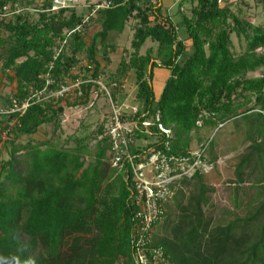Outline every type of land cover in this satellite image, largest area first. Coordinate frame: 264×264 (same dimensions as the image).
<instances>
[{
  "label": "trees",
  "instance_id": "1",
  "mask_svg": "<svg viewBox=\"0 0 264 264\" xmlns=\"http://www.w3.org/2000/svg\"><path fill=\"white\" fill-rule=\"evenodd\" d=\"M185 1L194 5L190 17L182 19L183 39L178 26L161 14L160 0H99L98 4L106 2L108 7L99 11L101 29L88 44L83 33L65 35L81 22L75 8L40 13L37 19L29 13L0 19V70L11 72L9 80L15 83V94L0 108L5 113L0 114V146L11 145L9 159L0 160V264H137L131 173L127 162L121 167L109 162L110 142L103 136L106 119L96 133L89 163L86 137L75 139L72 148L56 147L50 141L16 145L19 138L35 135L42 126L53 125V133L60 132L65 107L90 103L103 76L98 44L107 61L108 53L114 51L110 36L122 34L129 21H133L129 60H121L116 76L104 81L111 98L124 103L121 77L132 71L140 103L134 120L138 125L145 120L153 123L147 133L139 129L130 136L132 158L137 161L139 154L151 149L188 157L193 132L239 119L253 122L256 136L249 135L250 153L236 167V183L245 182L242 167L255 153L259 156L257 183H264V123H256L250 115L258 108L255 118H264V30L235 15L233 0L222 6L217 0ZM35 2L0 0V9L13 4L29 8ZM51 2L44 0L41 9ZM2 32L7 35L1 36ZM232 33L246 39L242 54L231 51ZM64 39L63 48L54 51L57 41ZM185 39L191 44L185 45ZM148 40L157 47L141 54ZM82 53L85 66H80ZM77 66L86 73L80 79L72 75ZM156 68L169 72L158 99L152 83ZM259 69L263 70L260 77L248 78ZM71 78L81 80L79 88L56 98L57 92L73 85ZM73 92L75 100L70 104ZM250 97L254 106L241 111ZM24 105V110L16 111ZM157 124L170 130L171 137ZM212 144L213 139L208 150ZM203 175L198 172L181 182L183 189L166 205L165 218L156 228L154 245L163 248L170 264H264V185L257 188L258 205L247 216L214 224L205 210L213 188L204 183ZM170 208L177 212L174 218L169 217Z\"/></svg>",
  "mask_w": 264,
  "mask_h": 264
},
{
  "label": "rangeland",
  "instance_id": "2",
  "mask_svg": "<svg viewBox=\"0 0 264 264\" xmlns=\"http://www.w3.org/2000/svg\"><path fill=\"white\" fill-rule=\"evenodd\" d=\"M44 0H36V2L30 6L31 9L40 10L42 8ZM79 5L83 2L94 3L95 0H77ZM235 1L231 5V11L237 15L242 21L247 22L253 26L260 27L264 30V0H233ZM92 6V5H91ZM76 13L82 18L85 15V9L78 8L75 9ZM84 10V11H83ZM174 12V10H173ZM32 19H37L39 17L38 12H29ZM97 17H93L90 20L89 25H87L85 31L83 32V39L88 44L91 40L93 33H95L98 28ZM132 26L133 21H129L122 32V34H112L108 40L109 45L114 47V51H110L107 56V61L103 56V47L98 44L97 58L100 60L101 70L103 72L102 84L100 89L97 91V97L95 94L91 96L90 103L85 107H65L62 115V123L60 132L53 133V125L42 126L35 135L30 137H21L16 141L17 144L24 145L28 142L37 143L40 141H50L56 147L72 148L75 147V139L86 137L85 144H87L90 155L85 157L87 163L93 160L94 145L97 141V131L104 119H106L109 113L110 100L107 93L111 94L109 88L104 90L105 81H109L108 78L115 77L116 71L119 67L121 60L128 61L132 48L130 42L132 39ZM7 33L2 32L1 36H6ZM232 47L231 51L235 55L242 54L245 51L246 39L242 36L240 39L236 37L235 33L231 34ZM157 45L150 42L149 40L144 44L141 54H144L146 49L151 48L155 51ZM3 51L0 50V57ZM85 54L79 55L81 61L80 66L86 65ZM2 61H0L1 66ZM262 69L257 70L254 73L248 75V78H258L262 73ZM11 72L6 74L0 70V108L5 107V101L10 99L15 94V83L9 80L11 77ZM72 75H76L78 79L86 75L85 71L77 66L72 70ZM133 72L128 71L121 79L125 80L123 86L122 95L124 104L131 107H138L140 103L135 98V87L133 81ZM71 78V83L74 85L76 81L73 82ZM105 80V81H104ZM80 82L81 80H77ZM72 90V89H71ZM74 92L72 96H69L68 102L72 104L74 102ZM156 94H159L156 88ZM97 97V98H96ZM240 101H245L241 98ZM249 103L242 108L241 111H245L254 106V97L249 98ZM259 109H255L251 116L252 119H256V123H264V118L258 120L255 118L256 113ZM254 123L247 124L246 121H241L237 119V122H229L224 126L219 128L213 127H202L191 134V144L189 146L190 151L193 153L198 152L200 146L206 143L210 138L213 139L212 150H208L205 155L208 165L213 164L212 170L207 174L203 175V181L209 187L213 188V192L209 195V203L205 207L207 215L212 217L214 224H226L228 221L232 220L234 217H244L247 216L248 211L252 207L258 205L256 199L258 189L261 185L257 183L259 178V171L256 161L258 159L257 153L252 155L248 166L242 167L243 178L245 182L242 185H237L235 171L236 167L248 152L250 153L249 146L252 144V140L249 139V135L254 138L256 136V131L254 128ZM213 128V129H212ZM250 128V129H249ZM249 132V133H248ZM84 143V142H83ZM143 142H138L137 145H142ZM264 144V142H263ZM263 158L264 159V147H262ZM11 150V145L0 146V160L6 161L9 159V154ZM238 186L239 190H236ZM258 188V189H257ZM188 190V189H186ZM237 193V194H236ZM238 197V201L236 200ZM236 198V199H235ZM261 199V197H259ZM235 201H237L238 207L235 206ZM169 217L174 218L177 212L170 208ZM166 226V224L164 225ZM164 226L161 227L164 234Z\"/></svg>",
  "mask_w": 264,
  "mask_h": 264
},
{
  "label": "built area",
  "instance_id": "3",
  "mask_svg": "<svg viewBox=\"0 0 264 264\" xmlns=\"http://www.w3.org/2000/svg\"><path fill=\"white\" fill-rule=\"evenodd\" d=\"M225 2L226 0H217L220 6ZM107 7L106 2L94 4L91 7L87 4L79 5L77 0H52L48 8L40 10L13 4L5 5L0 9V19L8 20L12 16L29 12L54 14L60 10L91 8L81 19L80 24L65 34L68 38L72 33H83L98 10ZM66 43V39L58 40L54 51H60ZM80 83L76 82L70 87L63 88L54 96L56 98L63 97L71 89H78ZM101 84V82H97L99 88ZM105 89L107 88L104 87ZM95 95L97 96V93ZM107 96L110 100V108L104 123L103 136L107 137L110 142L109 162L113 167H121L123 163L127 162L131 173V199L135 208V224L132 229L134 260L137 264H170L163 248L153 243L156 228L165 218L166 205L174 199L178 190L183 189L181 182L191 179L198 172L207 174L212 170L213 165H208L203 161L212 138L202 144L198 152L190 151L188 157L151 149L147 153L139 154L138 160L135 161L128 150L132 143L130 136L139 129H143L147 133L153 123L150 120H145L141 125H138L134 120L138 107H131L124 103L119 104L111 98V94L107 93ZM25 108L26 105L16 111H22ZM0 114L5 113L0 112ZM157 125L166 137H171L170 130L165 129L162 125Z\"/></svg>",
  "mask_w": 264,
  "mask_h": 264
},
{
  "label": "crops",
  "instance_id": "4",
  "mask_svg": "<svg viewBox=\"0 0 264 264\" xmlns=\"http://www.w3.org/2000/svg\"><path fill=\"white\" fill-rule=\"evenodd\" d=\"M98 1L99 0H95L94 3L83 2L82 5L87 4V5L91 6L94 4H98L97 3ZM160 1H161V10H160L161 14L164 17L170 18L171 21L178 26L179 37L182 39L185 38L186 34L184 31V28L182 27V19H183V17H190V9H191L192 5H194V4H192L188 1H185V0H160ZM90 10H91V8L85 9V11L84 10L83 11L85 12V15H86ZM173 10H174V12H173ZM99 11L100 10H98V12L93 16L95 18L97 17V19H96L97 21L99 18ZM100 29L101 28H100V25L98 23V28L96 29L95 33H93V35L96 34L98 31H100ZM184 43H185V45L188 46L191 44V40L185 39ZM140 53H141V51H140ZM144 53H145V51H144ZM98 61L100 63L99 59H98ZM168 77H169V72L167 70L162 69V68H156L154 70L152 83H153V91H154V95H155L156 99L159 98V96L163 90L164 84H165L166 80L168 79ZM156 88L158 89L159 94H156Z\"/></svg>",
  "mask_w": 264,
  "mask_h": 264
}]
</instances>
